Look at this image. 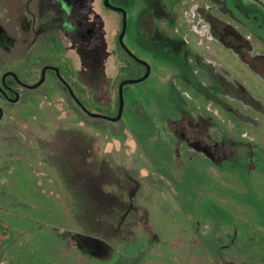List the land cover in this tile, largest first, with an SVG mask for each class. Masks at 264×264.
<instances>
[{
  "label": "rangeland",
  "instance_id": "obj_1",
  "mask_svg": "<svg viewBox=\"0 0 264 264\" xmlns=\"http://www.w3.org/2000/svg\"><path fill=\"white\" fill-rule=\"evenodd\" d=\"M225 2L227 13L212 0L178 2L168 20L155 14L157 0H110L126 11L123 44L150 66L144 81L123 87L125 135L84 124L51 76L38 90L45 96L24 90L19 103L4 105L0 191L5 206H16L0 210V264H112L138 255L142 264H264V0ZM141 14L143 28L154 25L170 52L140 32ZM217 15L242 36L246 64L209 30L205 20ZM120 29L121 15L103 0H0V75L12 71L32 84L44 65L55 66L88 112L114 117L119 83L143 75L122 52ZM87 58L90 72L83 70ZM83 142L121 148L117 161L124 152L126 168L139 171L129 176L140 185L125 189L137 193V207L130 204L124 236L108 239L82 226L105 218L91 215L83 183L79 193L71 190L78 180L67 167L74 172L80 150L71 155L73 146ZM108 155L95 161L103 171L95 181L121 195L113 186L125 176L118 166L105 173ZM107 215L113 227L121 218ZM10 228L16 241L7 246ZM88 236L111 247L106 260L92 256L100 247L85 248Z\"/></svg>",
  "mask_w": 264,
  "mask_h": 264
},
{
  "label": "crops",
  "instance_id": "obj_2",
  "mask_svg": "<svg viewBox=\"0 0 264 264\" xmlns=\"http://www.w3.org/2000/svg\"><path fill=\"white\" fill-rule=\"evenodd\" d=\"M100 145L101 144H99V142H94V143L89 144L88 148H86L85 143L83 142V144H82L83 147H80L81 149L73 146V153L71 155H74V153L77 150H80V152L77 153L75 158L74 157L72 158V161L74 164V168H73L74 172L72 171L71 167L68 166L67 167V171H68L67 174L72 178V180H74V177H75V179H77L78 181H76L75 183L72 181H68V183L72 182L70 184H72L71 190L73 193H74V190H76L79 193V188H77V185L80 186V185H82V183L84 184V188L86 189L88 195L90 196V200L94 201L93 202L94 203L93 210H94L95 214H98V213H99V215H102V214L107 215L108 213L109 214H112V213L119 214V217H121V218L119 221H118V219H116V223H114L116 227L115 226L113 227V225H112L113 222H112L111 218H106V219L103 218L102 222L98 221L96 218L94 223H95V226H97V228L94 225L92 226V228L95 230L100 229L102 231V234H103V231H106L105 235L108 239H110V238L115 239V236L120 235V232H121L122 236L126 235V232L124 233V231H123V230H125L126 226L124 229L123 228L121 229V226L124 225V221L127 219L128 215L130 213V210L134 208L130 204L133 203L135 205V200H134L135 199V196H134L135 193H133L132 190L129 191V190H125V189H126L127 184L131 185V187H132L133 183H136V186L138 184L140 185L139 176H137L136 178L129 176V174L132 175V173L134 171L136 173L139 171L128 170L126 168V165L124 163L125 159H126V153H124V152H123V154H121L122 156L119 157L120 158L119 161H117V155H115V154L117 153L116 151H118L121 148L118 149L116 147H113V148L109 147L110 143H107L102 147ZM76 146H78V144H76ZM111 146H113V145H111ZM124 146H125L124 150H126V143H124ZM66 149H69V145L66 146ZM50 153H52V152H49L48 155H50ZM106 154L107 155L109 154L108 156H110V158L113 161L110 164L109 163L105 164V166H104V168L106 169L105 173L107 174L108 172H112V171H109V169H113V168L117 169V166L119 168H121V171H123L122 173H124L125 177L123 179H122V177L116 178V181H115L116 184H114L115 186H113V188H115V187L118 188V186H121V192H122L121 195L120 194L118 195V193H116L117 191H115V192L104 191L103 188L105 185H102L98 181L97 182L95 181L97 178L100 179L99 177L101 176V174L103 172V171H99L100 166H98V162H95V161H98V160L100 161V159L104 158V155H106ZM61 160L65 162V159H61ZM101 160H103V159H101ZM120 160H122V161L120 162ZM45 161H47V157L44 159V162ZM91 162H93V166H92ZM90 165H91V167H90ZM65 171H66V169H64L63 172H65ZM95 174H98V177H96ZM81 176H82V178H81ZM89 178L94 182L95 188H94L93 193L91 191L90 182H89V180H87ZM118 181H121V184L118 185ZM100 192H101V194H100ZM77 194L75 193V195H77ZM104 194H107L110 196L109 201H106V200L104 201V199H106ZM98 196H100V197H98ZM76 199H77V196H76ZM110 200H111V202H110ZM113 207H114V209H112ZM136 211L138 213L139 208H137ZM133 213H135V212L133 211ZM128 223L132 224L133 222L130 220V221H128ZM125 225H126V223H125ZM130 228H131V233L133 234V231H132L133 227H130ZM84 229H85V227H84ZM110 230H113V232H111ZM135 230L138 231L141 229L136 228ZM142 235H143V233H142ZM99 236L102 237V235H99ZM94 238L96 239L97 237L96 236L95 237L88 236V239L90 241H88L89 243L87 246L85 245V248L89 250L90 247H100L101 249H99V252H95V255L92 254V256H94L95 259H97V258L100 259V258L104 257L103 259L106 260V258L109 257L108 254L111 252V247L108 246V244H106L105 242L96 243V244L93 243L95 241V240H93ZM122 239H125V238L123 237ZM73 244L75 246H77L78 248H81L80 249L81 251H82V249H84V246L79 247V245L77 243H73ZM124 244H127V242ZM96 245H98V246H96ZM107 252H108V254L106 255L105 253H107ZM104 255H106V256H104Z\"/></svg>",
  "mask_w": 264,
  "mask_h": 264
},
{
  "label": "flooded vegetation",
  "instance_id": "obj_3",
  "mask_svg": "<svg viewBox=\"0 0 264 264\" xmlns=\"http://www.w3.org/2000/svg\"><path fill=\"white\" fill-rule=\"evenodd\" d=\"M122 3H126V4H130L132 3V0H118ZM190 0H157V5H156V8H155V11H156V15L157 16H160L161 17H171L172 13L170 12L171 8L170 6L172 5H175L176 3L179 2V4H186L187 2H189ZM212 1H215V4L216 2L218 3L216 9L217 10H223L225 13H227V11H229V8L227 6V3L225 2V0H212ZM221 5V7H220ZM116 7V6H115ZM220 8V9H219ZM232 13V12H231ZM120 14V13H119ZM222 15H224L223 13H221ZM121 15V14H120ZM234 15V14H232ZM142 14H141V23H140V32L146 36L147 38L149 39H153L155 38V43H158L160 44V46H164L165 47V50L166 51H171L170 48H169V45L165 42V37H159L157 35V30L155 29L154 25L153 27H149L148 30H145L142 26ZM219 21L214 19V18H209L207 21L205 20V22L207 23L208 27H209V30L211 31V33H214L217 40H220V42H224L223 44L228 47L229 49L231 50H234V51H237V54L240 56V59L246 64V58L242 52L243 49L246 48V44L245 42L243 41V38L240 34H238L239 32L235 31L234 29L226 26L223 24V21H222V16H219ZM169 20V18H168ZM146 22V21H145ZM147 27V26H146ZM121 30V29H120ZM217 34V35H216ZM233 38V41L235 40L236 43L235 45H232L231 43H226L225 42V39L228 40L230 38ZM182 47H185L184 45ZM131 58V57H130ZM132 59V58H131ZM85 68L83 69L84 71H88L90 70L89 67L93 65V63L91 64L90 60L85 59ZM137 63V62H136ZM138 64V63H137ZM142 70H143V75L145 73V67L138 64ZM45 67H53V68H57L55 66H52V65H44L40 71H39V74L37 76V79L34 80V82L32 84H26L24 83L19 77L18 75H16L14 72L12 71H6V72H2L1 75H0V112L2 113V116L4 114V105L6 104H9V105H14V104H17L21 101V98L23 97V91L26 90V91H33V92H37L41 87H43L46 83V78L48 76H51L54 81H59L61 82L58 77L56 76V73L54 70H51V69H46L45 70V77H44V81L43 83L38 86L37 88H34V89H31L29 88V86H33L35 85L40 79H41V76H42V70L45 68ZM82 67V65H81ZM253 68V70L256 72V73H259L261 71V66L260 67H255V66H251ZM58 69V68H57ZM58 72H59V69H58ZM90 72V71H88ZM6 73H14L17 78H18V81L16 79H14V77L12 75H7L5 77H3ZM59 75H60V72H59ZM61 76V75H60ZM139 78V77H138ZM184 78V77H183ZM182 78V79H183ZM189 81V80H187ZM185 82V81H183ZM191 82V80L189 81ZM62 83V82H61ZM190 85H192L193 83H189ZM195 84V83H194ZM66 88V87H65ZM118 89V88H117ZM118 92V90H117ZM38 94H43L45 96L44 93H36L34 95H38ZM32 94V97L34 96ZM17 98V101L14 102V100ZM117 114V113H116ZM116 116V115H115ZM114 116V117H115ZM109 117V116H108ZM2 118V117H1ZM0 118V119H1ZM118 122V121H117ZM116 123V122H115ZM191 129H193L194 125L191 123ZM185 135H183L184 137ZM185 143L188 144V139L185 138ZM4 192L3 191H0V210L1 212L3 213H6V211H9L10 210V207H12V203L11 201L10 202H5L6 203V206L4 205L3 203V197H4ZM14 202L16 203V201L14 200ZM19 204V203H18ZM13 206H16V205H13ZM1 223V222H0ZM11 230L8 229L5 230V232H7V235H6V240H9L10 237H11V234L9 233V231ZM17 234V233H15ZM15 234L13 236H15ZM18 238V237H17Z\"/></svg>",
  "mask_w": 264,
  "mask_h": 264
},
{
  "label": "water",
  "instance_id": "obj_4",
  "mask_svg": "<svg viewBox=\"0 0 264 264\" xmlns=\"http://www.w3.org/2000/svg\"><path fill=\"white\" fill-rule=\"evenodd\" d=\"M103 5L104 7L113 10L115 12H118L121 14V30L118 36V42L121 46V48L123 49V51L129 56L131 57L135 62H137L138 64L142 65L145 67V73L144 75H142L139 78L136 79H130V80H125L122 81L121 83H119L118 85V109H117V114L115 117H108V116H103V115H99V114H93L88 112L85 107L80 103V101L75 97L74 93L72 92L71 88L69 87V85L66 83V81L59 75L58 69L57 68H53V67H45L42 70V76L41 79L33 86H29V88L34 89L37 88L38 86H40L43 81H44V77H45V70L46 69H51L54 70L56 73V76L58 77V79L62 82V84L66 87L67 91L69 92L70 96L72 97V99L74 100V102L80 107V109L89 117L91 118H102V119H106L110 122H117L121 119L122 116V112H123V106H124V102H123V87L125 85H132V84H136L138 82H142L144 81L150 73V66L148 65L147 62L140 60L139 58H137L134 54H132L127 48L126 46L123 44V38L126 32V27H127V20H126V11L123 8H119V7H115L110 3V0H103ZM12 75L14 77V79H16L18 81L17 76L14 73H6L3 77L7 76V75ZM17 101V98L14 100V102ZM2 117V113L0 112V118Z\"/></svg>",
  "mask_w": 264,
  "mask_h": 264
},
{
  "label": "trees",
  "instance_id": "obj_5",
  "mask_svg": "<svg viewBox=\"0 0 264 264\" xmlns=\"http://www.w3.org/2000/svg\"><path fill=\"white\" fill-rule=\"evenodd\" d=\"M124 53V51H122ZM126 56H128L126 53H124ZM129 57V56H128ZM133 60V59H131ZM134 61V60H133ZM135 62V61H134ZM136 63V62H135ZM137 64V63H136ZM139 76H134L133 78L136 79L138 78ZM57 83L60 84V87L62 88L63 92L65 93V95L67 96H70L69 92L67 91V89L65 88V86L57 81ZM118 88V87H117ZM28 92H32L35 94V92L33 91H28ZM38 92V91H37ZM71 97V96H70ZM74 101V100H73ZM82 104V102H80ZM77 105V104H76ZM83 105V104H82ZM84 106V105H83ZM117 109H118V95H117ZM74 110L77 114H82V116L84 117H81V121L88 125V126H91L95 129H98L100 131H108L110 132L113 136H116L118 134H124L126 132V129H125V126L121 123V120H119L116 124L119 125V124H122V126L120 128H118L119 130H116L118 132H116L114 130V128L112 127V122L106 120V119H102V118H91L89 117L88 115H86L81 109L80 107L77 105L74 107ZM117 113V112H116ZM83 118V119H82ZM121 130V131H120ZM125 135V134H124ZM92 214H95V213H91ZM78 218V217H77ZM109 218L108 215H105V218ZM80 220V219H79ZM87 220V219H86ZM91 221H95V218L93 220V218H90ZM86 222L85 221V224L82 225L83 227H86L88 229V231L92 230V231H96L95 229L92 228V224L91 226L90 223L86 226ZM111 232H113V230H110ZM115 232V231H114ZM16 241V237L15 236H11L10 239L8 240V245L7 246H12ZM6 249V248H5ZM1 251L3 252V249H1ZM140 255L138 256H134V257H131V258H122V257H119L118 260H116L115 262H113L112 264H142L141 260H140Z\"/></svg>",
  "mask_w": 264,
  "mask_h": 264
}]
</instances>
